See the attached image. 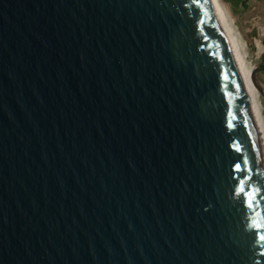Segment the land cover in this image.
Segmentation results:
<instances>
[{
	"label": "water",
	"instance_id": "water-1",
	"mask_svg": "<svg viewBox=\"0 0 264 264\" xmlns=\"http://www.w3.org/2000/svg\"><path fill=\"white\" fill-rule=\"evenodd\" d=\"M262 237L210 0H0V264H264Z\"/></svg>",
	"mask_w": 264,
	"mask_h": 264
},
{
	"label": "bare ground",
	"instance_id": "bare-ground-1",
	"mask_svg": "<svg viewBox=\"0 0 264 264\" xmlns=\"http://www.w3.org/2000/svg\"><path fill=\"white\" fill-rule=\"evenodd\" d=\"M215 16L221 23L223 34L232 51L240 75L243 79L245 89L252 103V112L256 122V128L261 142L263 163H264V111L263 103L260 99L259 89L252 79L253 68L246 61L247 42L237 27L234 18L230 15L221 0H210ZM257 54L263 52L264 47L259 38L255 39Z\"/></svg>",
	"mask_w": 264,
	"mask_h": 264
},
{
	"label": "rangeland",
	"instance_id": "rangeland-1",
	"mask_svg": "<svg viewBox=\"0 0 264 264\" xmlns=\"http://www.w3.org/2000/svg\"><path fill=\"white\" fill-rule=\"evenodd\" d=\"M234 18L240 33L247 42L246 61L252 67H264V50L257 54L255 39L264 47V0H221ZM257 80L264 86V69L257 71ZM264 106V95L259 91ZM264 111V107H263Z\"/></svg>",
	"mask_w": 264,
	"mask_h": 264
},
{
	"label": "snow or ice",
	"instance_id": "snow-or-ice-1",
	"mask_svg": "<svg viewBox=\"0 0 264 264\" xmlns=\"http://www.w3.org/2000/svg\"><path fill=\"white\" fill-rule=\"evenodd\" d=\"M262 239H264V237H262Z\"/></svg>",
	"mask_w": 264,
	"mask_h": 264
}]
</instances>
